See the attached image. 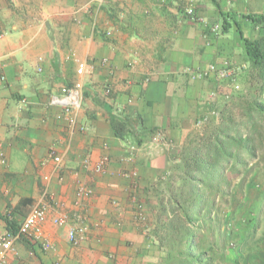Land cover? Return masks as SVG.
I'll return each mask as SVG.
<instances>
[{
	"label": "crops",
	"instance_id": "1",
	"mask_svg": "<svg viewBox=\"0 0 264 264\" xmlns=\"http://www.w3.org/2000/svg\"><path fill=\"white\" fill-rule=\"evenodd\" d=\"M189 5L197 18L186 15ZM244 6L0 0V235L16 232L33 207H47L46 246L20 239L6 264H162L154 230L172 165L189 135L202 129L200 119L225 105L233 84L192 73L212 64L245 68L236 27L212 30L222 26L223 12L238 19ZM75 58L87 70L72 126L50 99L77 78ZM118 116L131 122L125 138L112 125ZM105 156L110 162L99 172ZM62 216L67 223L56 224ZM75 226L85 227L77 244L68 237Z\"/></svg>",
	"mask_w": 264,
	"mask_h": 264
},
{
	"label": "trees",
	"instance_id": "2",
	"mask_svg": "<svg viewBox=\"0 0 264 264\" xmlns=\"http://www.w3.org/2000/svg\"><path fill=\"white\" fill-rule=\"evenodd\" d=\"M222 14V31L236 27L246 62L257 71L264 93V34L250 38L238 19L231 13ZM244 17L264 26V15L247 13ZM241 100L246 117L242 125L228 112V101L218 116L189 135L175 158L169 195L160 207V220L154 230L164 251L162 264H219L214 258L225 247L221 237L226 234L233 239L236 235L229 230L236 219L233 209L242 202L239 194L244 193L255 166L253 160L258 156V138L254 135L258 122L254 116L264 118V100ZM130 123L126 116L113 120L116 135L125 138L133 133ZM220 256L226 259L224 254Z\"/></svg>",
	"mask_w": 264,
	"mask_h": 264
},
{
	"label": "rangeland",
	"instance_id": "3",
	"mask_svg": "<svg viewBox=\"0 0 264 264\" xmlns=\"http://www.w3.org/2000/svg\"><path fill=\"white\" fill-rule=\"evenodd\" d=\"M247 13L264 15V0H245L243 9H238L235 13L248 37L257 38L263 35L264 26L245 18ZM244 65L245 68H241L237 73L230 71L227 79L233 83L232 90L228 92V97H225L227 102L229 101L228 112L232 114L234 121L241 125L242 121H246L241 99L246 97L247 100H264L257 71L252 69L250 63ZM254 117L258 122L254 134L258 138V156L253 160L255 166L245 191L239 194L242 202L239 207L233 209L236 219L231 222L229 230L236 232L235 237L230 238L234 245L228 241V235L221 237L222 247H225L220 249L214 258L219 264H264V118L256 114ZM246 131V127H243L242 132L246 134ZM226 211L228 214L231 210L226 208ZM227 246L230 248L227 249ZM220 254H224L226 259L222 260Z\"/></svg>",
	"mask_w": 264,
	"mask_h": 264
},
{
	"label": "built area",
	"instance_id": "4",
	"mask_svg": "<svg viewBox=\"0 0 264 264\" xmlns=\"http://www.w3.org/2000/svg\"><path fill=\"white\" fill-rule=\"evenodd\" d=\"M186 15L192 18H197L195 8L193 5H189L186 9ZM222 26L220 24H215L212 30L215 32L221 31ZM77 63V78L69 85H64L60 88L59 92L52 95L50 103L52 105L60 106L63 108L65 113L68 115L70 123L72 126H77V115L78 111L81 109L84 98V82L82 77L85 75L87 70V62L75 58ZM215 74L216 76L227 79L230 76L229 69L218 68L216 65L212 64L206 71H194L192 73L193 78H204L209 74ZM212 96H216V92L212 93ZM228 97V95H226ZM220 113L219 108H214L208 114L200 119L201 123L208 121L210 115L218 116ZM199 122V123H200ZM159 135V138H162ZM131 149H135L136 145H130ZM53 158L58 163L61 161V156L53 152ZM4 160V159H3ZM110 162V157L105 156L96 164V170L102 172L105 170L106 166ZM85 189H81L79 194L85 193ZM47 217V207L39 205L31 209L28 215L24 218L16 232L6 231L0 235V264H6L8 260L9 252L14 249V244L20 239H28L33 244H41L46 246L42 239L43 231L41 228V223ZM58 225H64L67 223V218L65 216L58 217L55 220ZM85 231V227H71L68 229L69 240L73 244H77L81 238V235Z\"/></svg>",
	"mask_w": 264,
	"mask_h": 264
}]
</instances>
